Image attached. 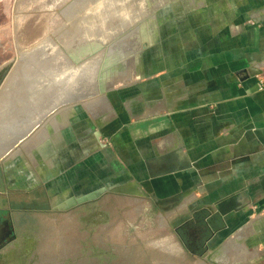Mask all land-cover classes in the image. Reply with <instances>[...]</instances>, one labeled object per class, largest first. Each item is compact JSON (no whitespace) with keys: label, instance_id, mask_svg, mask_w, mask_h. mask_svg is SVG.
I'll return each mask as SVG.
<instances>
[{"label":"crops","instance_id":"crops-1","mask_svg":"<svg viewBox=\"0 0 264 264\" xmlns=\"http://www.w3.org/2000/svg\"><path fill=\"white\" fill-rule=\"evenodd\" d=\"M168 1L143 66L106 95L109 107L93 115L97 138L88 127L78 146L112 171L115 186L143 199L176 196L178 210L202 212L212 238L240 226L242 234L255 220L252 235L264 248V0ZM250 66L263 72L244 71ZM72 113L61 111L40 139L50 174L37 178L58 206L71 194L63 172L74 151L64 148L74 137Z\"/></svg>","mask_w":264,"mask_h":264},{"label":"rangeland","instance_id":"rangeland-1","mask_svg":"<svg viewBox=\"0 0 264 264\" xmlns=\"http://www.w3.org/2000/svg\"><path fill=\"white\" fill-rule=\"evenodd\" d=\"M106 1L107 0H82V3H80L81 0H9V16L6 20V22L8 23V33L12 37L13 42L16 38L18 42V45L13 43L12 55L10 57L15 58V61H13V63H16V66L11 76L16 79V81H13L12 77L10 76V80L8 81L6 86H4V92L2 93L4 95H1V97L4 99H1L0 97V104L2 103L0 105V118L5 116V114H3V108H6L4 102L10 98L11 94L16 89L19 81L21 80V75L19 74L22 63V61H19V55L21 54V52H27L26 50H28L27 53L35 52L33 53L34 56L39 54V56L41 57H38V59L47 58V56H43L45 53H47V49H41V46L39 50H35V48L37 47L36 44H38V46L42 45L49 38L51 42H54L56 44V47H58V49L56 48L54 51H52L51 55L49 56L51 59L48 57L50 61H47V63L50 64V67H55L54 64H56V62L59 66L67 64L70 66H67V69L69 68L70 70L71 65L75 68L79 61H77L78 59H74L73 55L68 52V44L75 45L79 39H87L88 43H86L85 46H87L86 49L89 50L87 53V57L89 59L96 56L100 57V55L104 53L103 61H105L104 59L107 57L106 59L109 61H116V67L121 66V68L116 70L113 69L114 71H111V77L107 79L110 82V84L108 82L109 85H107V87L111 89L107 93L65 108L66 110L73 111L72 115L73 117H75L72 118L69 126L72 127L75 132L78 128L81 129V125L86 126L84 122H88V127H90V129L92 130L91 132L93 133V135L91 136L97 138L95 134L98 132L99 127L96 118L93 115H96V111L100 105L109 107L106 95L111 92L113 88L128 83L130 76L128 78L125 77L128 76L131 68L134 69L143 66L146 54L145 51L147 47L146 41H149L151 39V31H153L155 25H159L158 19L160 18H157L156 16H159L160 13L163 12L166 9L167 5L171 2H169L168 0H135L134 3V1L132 0L129 10L130 13H128L127 15V11L119 6V4L122 5L121 3L123 2V0H121V3L119 2V0V4L114 0L117 5L112 4V0H109L107 2ZM172 3L175 5V0H172ZM123 4L127 5L126 2ZM100 6L101 9L99 10H101V12L97 17L95 16V11L97 12L98 10L96 9ZM72 10L73 14H70ZM79 28L82 30L80 31ZM65 32H67L66 38H64ZM33 46L35 47L32 48ZM59 52L61 54H58ZM78 55L79 53L77 54V56ZM29 63L30 65H28V69L27 71H25V73L29 71V74H31V76L33 77L34 73L36 74V70H31L33 64L31 63V61ZM15 75L17 76V78L15 77ZM28 76L31 77L30 75ZM41 81V79H38L34 83H32L29 91H27L25 88L22 89L25 93L21 98L24 105L20 106L19 108L15 106L16 109L12 111L9 109L10 113L8 112V116H16L15 113L17 110L23 111L24 117L29 116L30 113L28 112L32 111L33 108V106L31 105H35L32 104V101L34 99H31L30 97L31 95H34L35 89L39 88L40 90L38 95L35 97L37 98L38 106L40 101L44 98L50 97V93L58 86V84H56L57 81L53 83H46L43 85L40 84ZM9 86H11V89ZM8 87L9 89H7ZM47 90H49V94H47ZM7 95L8 98L5 100ZM43 95L46 96L42 98ZM3 100L5 101L2 102ZM64 115L65 114H61V111L59 113H56V115H54V119L52 118L49 121V127L51 128V125L57 123V120L61 121L62 116ZM49 127L44 126V128H42L39 133L37 132L28 140L24 141L20 145L19 149L12 152L5 160L8 161V163L11 162V166L16 163V160H20V158L27 163L32 161L33 164H31L33 165V167H30V170L35 174V179L38 182L40 180V178H37L39 174L41 176L42 174H45V176H49L50 174L49 165L46 164L48 161L47 155H49L50 153L48 147L49 145L45 144V141H40V139L43 140L44 136L47 135L48 131L50 130ZM10 130L15 131L17 129ZM85 130L86 127L82 128L80 131V135H78L77 132H74L73 139L70 140V143L64 147L65 149L74 148V151L72 153L79 154V159L72 161L70 158L64 157L66 156V153L63 152L64 148L58 151L57 156H60L62 158L64 157V163L70 162L69 164H79L82 166L86 164V159L92 156L87 154V152L84 153L81 147L78 146L80 137H84V135L82 134H84ZM98 137L100 138V136ZM34 140H36L35 142H37L35 144L38 145V142H40L43 145L38 148L37 145H34ZM47 142L48 141H46V143ZM91 142L92 140L89 139L88 144L90 145ZM34 146L35 149H33ZM96 149L95 152L104 151L107 153V151H105V149H102L101 147H97ZM92 151H94V149ZM92 151L90 153H92ZM37 153H39L40 155ZM89 159V162L91 163L96 162V160L93 158ZM88 165H90V163ZM58 166L60 168L59 164ZM68 169L69 167L67 166V171ZM16 173L18 172H13V174L15 175ZM110 174L112 175V173L107 172L101 177H95V175L93 176L92 174L90 177H88L90 178L88 180H90L91 184L96 182V180L103 182L112 181L113 179L110 177ZM66 175L68 174L66 173ZM48 184L49 182L45 181L43 184H41V186H39V188L36 189L37 192L28 194L22 190L13 188L10 189L8 187V183H5L0 173V215L8 214L9 210L6 207L12 209L14 216L17 215L16 212L19 208L21 209L25 207L38 211V207H42V204L40 203L43 200H49V196L46 192ZM116 187L119 191H107L101 196V198H98V200L101 205H103L108 211L110 221L113 223L120 221V225H123V227H125V234H127L128 236L122 237V239L127 243H135L137 246L136 250L138 254L140 253L142 255H147L151 259L163 256L161 249L156 250L154 248H150L146 246V244L142 240V236L144 234H148L149 231L157 228V231L153 232L152 234H148V236H150L149 238L162 236V234H166V229H168L170 234H172L171 236L174 242L179 243L186 255L193 261L200 258H206L207 264H263L264 248L261 247L262 245L260 242L259 243L261 246L260 248L258 247L259 243H256V241L258 240L257 235H252V233L257 230L258 226V223L255 220L247 228L244 227L245 232L242 234L241 230L243 226H240L238 228L236 227L237 229H235L234 231L229 230L228 233L225 232L220 237L215 236L211 240V246L207 244V240L205 239L208 234L202 236V232H198L199 230L193 231L192 227L190 228L185 225L181 226V224L178 227L179 223H182L183 220L186 221L191 219L193 220L194 218H201L202 212H194L193 210H186V212H183L182 210H178L177 207L180 205V199L176 198V196L173 197V203L168 204L167 202H164L166 200H157V198H155V195H153V197H148L145 199H143L142 197H136L134 188L121 189L120 186ZM117 188L115 189L117 190ZM70 193L71 194H67V197L70 198L67 199L64 204L70 205L71 203L76 201L75 199L77 197L75 193ZM41 194H43V196H40ZM7 201L10 203L8 206L6 204ZM64 204H59L60 206L55 204L54 205L58 208H65L66 205ZM35 216L38 217L40 219V222L44 225H49L51 223L50 218L44 216L43 214L37 213L35 214ZM159 224L162 226L157 227ZM163 225L166 228L163 227ZM123 227L121 226V228ZM196 228L201 227H195V229ZM177 229H181L183 233V236L181 238L178 235ZM249 237H251L250 244H248L247 242ZM159 241H161V243ZM48 242L49 240L41 241L42 244H48ZM162 242V240L156 241L157 244H162ZM56 255L58 256V254ZM182 263V260H177L175 262V264ZM202 263L205 262L202 261Z\"/></svg>","mask_w":264,"mask_h":264},{"label":"flooded vegetation","instance_id":"flooded-vegetation-1","mask_svg":"<svg viewBox=\"0 0 264 264\" xmlns=\"http://www.w3.org/2000/svg\"><path fill=\"white\" fill-rule=\"evenodd\" d=\"M8 12L9 0H0V85L5 70L4 64L7 61H15V58H10L13 43L18 45L17 38L13 42L8 33V23L6 22L9 16ZM84 124L86 126L81 125V129L88 128V122H84ZM81 129H77L78 135H80ZM69 154L66 158H70L72 161L79 159V154ZM89 161V158L86 159V164L82 166L65 162L66 168L64 167L63 173L68 174L66 175L67 185L70 192L75 193L77 197V200L67 207H56L48 188L46 192L49 200H43L40 203L42 207H38V211L25 207L19 208L16 212L17 215L14 216L12 209L6 207L9 210L8 214L0 215V252L6 253L13 248H19L20 257L27 255V264H175L177 260H182V264H207L206 258L191 260L181 245L174 242L168 229H166L167 232L165 231L166 234L159 237L149 238L150 236H148L149 233L157 231V228L142 236L146 246L156 250L161 249L162 257L151 259L147 255L138 254L135 243H127L122 239V237L128 236L125 234V227L120 225V221L111 222L108 211L98 200L107 191H119L113 180L107 182L96 180L93 184L88 180L92 174L95 177H101L110 171L105 170L98 162L91 163ZM7 163L8 161L0 163V173L5 183H9L10 189L22 190L28 194L37 192L36 189L41 184L30 170L33 163L24 162L21 158L16 160L13 166L10 165L11 162ZM89 163L90 165H88ZM67 166L69 167L68 171ZM15 171L19 173L18 177L13 174ZM20 181L25 182L17 184ZM164 202L172 204L173 198ZM6 204L8 206L10 203L7 201ZM37 213L49 217L51 223L49 225L42 224L40 219L35 216ZM180 224L192 227L193 231L199 230L198 232H202V236L208 234L205 239L207 244L212 246L211 226L201 218L183 220L178 227ZM159 225L157 227L162 226ZM163 227L165 226L163 225ZM195 227L201 228L195 229ZM177 230L181 238L183 233L181 229ZM46 240H49L48 244L41 243ZM157 240H162V244H157ZM159 242L161 243V241Z\"/></svg>","mask_w":264,"mask_h":264},{"label":"bare ground","instance_id":"bare-ground-1","mask_svg":"<svg viewBox=\"0 0 264 264\" xmlns=\"http://www.w3.org/2000/svg\"><path fill=\"white\" fill-rule=\"evenodd\" d=\"M49 1V0H48ZM109 1V0H107ZM106 1V2H107ZM118 1L119 0H115ZM134 3H135V0H133ZM105 2V3H106ZM111 2V1H110ZM121 3V0L119 1ZM127 3V5L123 4V3ZM82 3V0L81 2ZM102 3V2H101ZM131 3H132V0H123V2L121 3L122 5H120L119 3V6L122 7V9L126 10L127 11V15L128 13H130V6H131ZM112 4H116L114 2V0H112ZM117 5V4H116ZM79 6V4H78ZM102 6V5H101ZM101 6L99 8H97L96 10H98L97 12L95 11V16H99V13L101 12ZM78 10V9H77ZM109 10V9H108ZM70 11V10H69ZM75 11V10H74ZM72 12V13H71ZM70 12V14H73V10ZM78 12V11H77ZM75 13V12H74ZM103 13V12H102ZM101 13V14H102ZM68 14V13H67ZM77 14V13H76ZM78 15V14H77ZM130 15V14H129ZM69 16V15H68ZM81 20V19H80ZM116 20V19H115ZM114 22V21H113ZM116 22V21H115ZM68 28V27H67ZM78 30V29H77ZM79 30L81 31L82 29L79 28ZM67 36V32L64 33V38H66ZM52 37V36H51ZM50 37V38H51ZM53 38V37H52ZM45 41H46V38H45ZM65 42V41H64ZM43 43V42H42ZM66 43V42H65ZM88 43L87 39H79L78 42L75 44V45H72V44H68L69 46H67L68 48V52L73 55L74 59H78L77 61L78 64L76 65V67L74 68L72 65H71V68L69 70V68L67 69V64H64V65H61L59 66L58 63L56 62L55 67H50V64L47 63V61H50V55L52 53V51H54L56 48L58 49V47H56V44L54 42H51L50 39L48 38V40L43 43L42 45H39L36 44V48L35 50H39L40 49V46H41V49H47V53H45L43 56H47V58L45 59H38V57H41L39 56V54L35 55L33 53L35 52H31V53H27L28 50H26L27 52H21V54L19 55V61H22L21 63V68L19 70V74L21 75L20 77V81L16 87V89L13 91V93L11 94L10 98L8 100H6L8 98V95L7 97L5 98V100H3L2 102L5 103L6 105V108H3V114H5L4 117L0 118V128H15L16 124H19V126H17L15 129H22L23 127L27 126L29 123L33 122L37 117L40 116V113H42L46 107L55 102L58 98H61V96H66V95H72V91L68 93V87L70 85L73 84V82L77 79V77H79L80 75L82 76L84 73H86V65H87V57L88 56V49L87 46H85V44ZM143 45V44H142ZM35 46H33L32 48H34ZM61 49V48H60ZM32 50V49H31ZM34 51V50H33ZM38 52V51H37ZM39 53V52H38ZM68 53V54H69ZM79 53V55L77 56V54ZM116 53V52H115ZM41 54V53H40ZM57 54V53H56ZM58 54H61L60 52ZM53 56V55H52ZM59 56V55H57ZM56 56V57H57ZM62 58V57H61ZM64 58V57H63ZM66 58V57H65ZM97 59L94 60V61H98V57H96ZM55 59V58H54ZM73 59V58H72ZM64 60V59H63ZM33 64V67L31 68V70L35 69L36 71V74L34 73V76L32 77L31 74H29V71L27 73H25V71H27L28 69V65H30V62ZM43 61V62H41ZM53 61V60H51ZM55 62V61H54ZM67 63V62H65ZM69 64V63H68ZM63 66V68H62ZM70 67V66H69ZM72 67H73V71H72ZM114 71V70H113ZM31 72V71H30ZM114 73V72H113ZM28 75H30L31 77H29ZM12 77V76H11ZM15 77L17 78V76L15 75ZM118 77V76H117ZM125 77V76H124ZM129 76L125 77V78H128ZM13 81L16 79H14L12 77ZM33 79V80H32ZM38 79H41L42 81L40 82V84H46V83H53L55 81H57L56 84H58V86L50 93V97H47V98H44L40 101L39 105L37 106L38 104V101H37V98H35L38 93L40 92L39 88L35 89V93L34 95H31V99H34L32 101V104H35V105H31L33 106L32 108V111H29L28 113L29 116L27 117H24L23 115V111H19L17 110L15 115L16 116H8V112L10 113V110H14L17 108H19L20 106H23L24 103H23V100L21 99L23 96H24V92L22 89H26L27 91L30 90L31 88V84L34 83L36 80ZM74 79V81H73ZM115 79V78H114ZM121 79V78H120ZM112 80V79H111ZM110 80V81H111ZM116 80V79H115ZM12 81V80H11ZM32 81V82H30ZM43 82V83H42ZM117 82V81H116ZM12 83V82H11ZM15 83V82H13ZM61 83V84H60ZM114 83V81H113ZM110 84V82H109ZM107 84V85H109ZM15 85V84H14ZM13 85V86H14ZM10 89H11V86H9ZM9 87L7 89H9ZM4 90V88H3ZM33 91H34V88H33ZM4 92V91H3ZM6 93V92H5ZM7 94V93H6ZM5 94V96H6ZM47 94H49V90H47ZM4 95V94H2ZM46 95H43V97H45ZM1 99H4L1 97ZM19 99V100H18ZM21 100V101H20ZM101 102V101H99ZM103 102V101H102ZM23 103V104H21ZM2 104V103H1ZM0 104V105H1ZM16 106V107H15ZM98 106V105H97ZM25 107V106H24ZM92 107V106H91ZM28 108V107H27ZM31 108V107H30ZM96 108V107H94ZM10 109V110H9ZM22 109V108H21ZM93 109V108H92ZM21 125V127H20ZM44 128V127H43ZM50 128V127H49ZM1 130V129H0ZM46 131V130H45ZM39 138V137H37ZM36 138V139H37ZM41 138V136H40ZM41 147V146H40ZM44 147V146H43ZM44 149V148H43ZM47 150V149H46ZM45 150V151H46ZM38 152V151H37ZM40 152V151H39ZM45 153V152H44ZM39 154V153H37ZM40 155V154H39Z\"/></svg>","mask_w":264,"mask_h":264},{"label":"water","instance_id":"water-1","mask_svg":"<svg viewBox=\"0 0 264 264\" xmlns=\"http://www.w3.org/2000/svg\"><path fill=\"white\" fill-rule=\"evenodd\" d=\"M103 54V55H102ZM98 57V61H94L97 58L89 59L87 56L86 73L80 75L68 87V93L72 91V95L61 96L55 102L49 104L46 109L40 113L33 122L29 123L22 129L10 130L8 128H0V163L5 161L8 156L19 149L20 145L28 140L31 136L36 134L44 127H49V121L56 113H59L65 108L71 107L74 104L89 100L91 98L103 95L107 93L111 88L107 87L108 80L111 77V71L113 69H119L116 67V61H109L106 58L103 61L104 53ZM109 59V58H108ZM16 63L13 61H7L4 64L5 70L3 72V78L0 85V97L3 93V88L10 80V76L15 69ZM244 71L250 72L252 75L263 72L259 67L250 66ZM19 248H13L10 252H0V264H27V255L19 254Z\"/></svg>","mask_w":264,"mask_h":264},{"label":"built area","instance_id":"built-area-1","mask_svg":"<svg viewBox=\"0 0 264 264\" xmlns=\"http://www.w3.org/2000/svg\"><path fill=\"white\" fill-rule=\"evenodd\" d=\"M261 83L262 84H261L260 88L263 89L264 88V84H263L264 83V80H261Z\"/></svg>","mask_w":264,"mask_h":264}]
</instances>
